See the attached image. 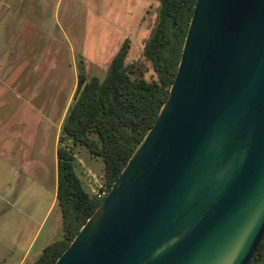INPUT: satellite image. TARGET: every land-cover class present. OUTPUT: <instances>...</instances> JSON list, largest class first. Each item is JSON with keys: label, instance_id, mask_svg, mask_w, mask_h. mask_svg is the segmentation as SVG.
<instances>
[{"label": "water", "instance_id": "obj_1", "mask_svg": "<svg viewBox=\"0 0 264 264\" xmlns=\"http://www.w3.org/2000/svg\"><path fill=\"white\" fill-rule=\"evenodd\" d=\"M264 236V0H196L169 95L54 264H250Z\"/></svg>", "mask_w": 264, "mask_h": 264}, {"label": "rangeland", "instance_id": "obj_2", "mask_svg": "<svg viewBox=\"0 0 264 264\" xmlns=\"http://www.w3.org/2000/svg\"><path fill=\"white\" fill-rule=\"evenodd\" d=\"M158 7L157 0H0V82L10 86L0 88V112L19 117L16 147L27 146L25 160L40 157L26 170L14 173L10 164L0 169L3 258L9 252L5 244H19L9 264L20 260L31 241L24 264L36 261L44 247L61 238V213L56 206L49 211L54 202L53 139L73 101L80 66L88 77L102 79L125 41L130 44L128 60H142ZM146 68L145 77L151 79ZM49 112L52 120H42ZM12 135L10 131L9 147ZM42 136L46 139L38 153L35 141L38 145ZM75 151L82 185L95 193L103 186L102 161L84 148ZM254 264H264V252Z\"/></svg>", "mask_w": 264, "mask_h": 264}, {"label": "trees", "instance_id": "obj_3", "mask_svg": "<svg viewBox=\"0 0 264 264\" xmlns=\"http://www.w3.org/2000/svg\"><path fill=\"white\" fill-rule=\"evenodd\" d=\"M157 1V16L144 42L142 60H128L130 44L125 41L102 79L88 77L79 68L56 150V207L61 213L62 235L32 264H54L66 250L118 179L168 98L196 0ZM146 65L151 79L145 77ZM79 148L103 164V186L92 194L76 172L75 150ZM263 252L264 236L250 264Z\"/></svg>", "mask_w": 264, "mask_h": 264}, {"label": "crops", "instance_id": "obj_4", "mask_svg": "<svg viewBox=\"0 0 264 264\" xmlns=\"http://www.w3.org/2000/svg\"><path fill=\"white\" fill-rule=\"evenodd\" d=\"M26 85H24L23 87H25ZM4 88V89H9L10 86L9 84L0 82V88ZM17 98V97H16ZM1 100V98H0ZM41 115V114H40ZM47 115V114H46ZM44 116L41 115V119L47 122H50V112L48 113V116ZM18 119L19 117L15 114L10 115V114H3L2 112H0V169L3 166H7L10 164V166H8L9 168L13 169V172L15 173V170H17V168L22 169V170H26L30 167H33V165L36 163V165L39 163V161L37 160L38 158H40L39 156L36 157V159H33L30 163L25 160L24 155H22L24 152L27 151V146L22 145L24 148L21 149H17V143H16V128L19 126L18 123ZM62 126V125H61ZM61 126H56L55 128V134H54V139H53V151H54V174H55V178H54V202L53 204L49 207V211L51 210V208L53 206H56V189H57V158H56V150H57V145H58V136L60 133V129ZM27 128V127H26ZM46 130H48V125L46 126ZM12 132L13 135V146L9 147V144H7L8 139L10 138L9 136V132ZM27 132H29V129L27 130ZM28 134H24V136H27ZM46 136L39 142V144L37 145L36 141H35V150L36 152L38 151V153L40 152V147L45 143ZM38 142V141H37ZM44 142V143H43ZM24 144H26L24 142ZM29 144V143H28ZM27 145V144H26ZM18 151L21 152L20 156L17 155ZM10 154H12L13 156L11 157ZM8 162V163H7ZM39 167V166H38ZM2 233H0V237L3 240L5 237H3ZM32 241L29 243L27 249L23 250L22 253H20V260L17 261L16 264H24L26 257L28 256L29 253V249L31 247ZM6 247L5 249L8 250V254L6 257L3 258V254L1 255L0 253V264H9L11 262V260L18 255L19 253V244L16 243L15 245H7L5 244ZM48 246V245H47ZM45 248V247H44ZM43 248V249H44ZM42 249V250H43ZM21 252V251H20ZM42 252V251H41ZM41 254V253H40ZM40 256V255H39ZM32 264V263H31Z\"/></svg>", "mask_w": 264, "mask_h": 264}, {"label": "built area", "instance_id": "obj_5", "mask_svg": "<svg viewBox=\"0 0 264 264\" xmlns=\"http://www.w3.org/2000/svg\"><path fill=\"white\" fill-rule=\"evenodd\" d=\"M103 194L101 193L100 195H98V197L100 198Z\"/></svg>", "mask_w": 264, "mask_h": 264}, {"label": "bare ground", "instance_id": "obj_6", "mask_svg": "<svg viewBox=\"0 0 264 264\" xmlns=\"http://www.w3.org/2000/svg\"><path fill=\"white\" fill-rule=\"evenodd\" d=\"M8 163V162H7ZM101 184V183H100Z\"/></svg>", "mask_w": 264, "mask_h": 264}]
</instances>
